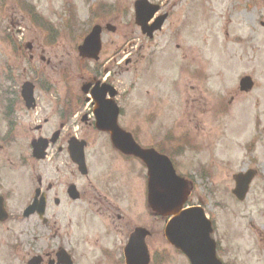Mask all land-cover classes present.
Listing matches in <instances>:
<instances>
[{
    "label": "rangeland",
    "instance_id": "obj_1",
    "mask_svg": "<svg viewBox=\"0 0 264 264\" xmlns=\"http://www.w3.org/2000/svg\"><path fill=\"white\" fill-rule=\"evenodd\" d=\"M20 1L0 0V93L6 92L9 86L14 60V56L10 60L5 37L19 40L21 35L17 30L21 29L24 35L30 36L29 40L32 38L33 66L43 76L38 81L42 88L38 92L39 103L48 105L50 93H44L48 88L75 86L81 92L80 87L86 80L108 73L112 83L128 96L125 116L128 115V125H135L140 102L151 105L162 95L165 102L159 105V130L169 127L168 139L177 141L187 137L191 140L189 144L194 142L204 149V154L197 152L194 156L192 147L177 146L176 155H185L174 157V162L194 185L193 205L200 204L215 223L212 237L217 243V257L223 264H264V181L255 178L242 202L231 193L235 174L251 167L264 171V28L260 26L264 22V0H182L171 10L172 16L158 35L154 54L145 58L152 45L140 50L138 39L124 53L130 46L125 45L123 38L131 32L134 38H140L134 24L136 0H26L29 6L26 11L17 5ZM22 16L26 18L21 23ZM9 21L15 22L13 29ZM27 23L33 26L32 30ZM95 24L103 27V55L97 63L81 60L76 51ZM106 25L115 31H106ZM44 27L47 28L39 29ZM188 51L193 53L188 58L194 61L193 66L202 65L209 71L212 106L207 112L198 111L197 120H201V125L195 124L193 129L187 122L192 121L190 116L169 95L173 73L186 70L188 59L182 55ZM42 56L50 59L47 66L41 63ZM126 57L130 59L129 65L122 61ZM243 76H250L254 81L255 87L249 94H238V82ZM33 78L36 83L34 74ZM218 90L225 92L223 97L228 104L221 116L217 115L212 101L213 93ZM174 120L176 124L172 123ZM171 129L175 130L174 136L170 134ZM96 138L98 141L94 142L95 137H90L91 146L86 152L94 175L106 172L108 167L121 166L108 146L107 137ZM23 144L19 142L16 149ZM198 161L200 164L196 165ZM123 165L122 172L128 173L131 184L137 165L129 162ZM164 226L162 220L161 257L153 264H189L167 244Z\"/></svg>",
    "mask_w": 264,
    "mask_h": 264
},
{
    "label": "flooded vegetation",
    "instance_id": "obj_2",
    "mask_svg": "<svg viewBox=\"0 0 264 264\" xmlns=\"http://www.w3.org/2000/svg\"><path fill=\"white\" fill-rule=\"evenodd\" d=\"M180 1L149 0L159 6L157 16L165 13V24L172 16L171 10ZM17 5L25 11L29 7L26 0ZM25 18L22 16L21 23ZM21 23L16 22V25ZM27 24L32 30L33 26ZM9 26L13 29L15 22L9 21ZM161 32L162 29L155 32L151 39L142 35L134 38V32H131L123 42L130 46L138 39L140 50L145 45H152L145 58L154 54ZM17 33L21 35L19 40L9 35L5 37L10 60L13 56L14 60L9 86L6 92L0 93V264L157 263L161 257L162 218L147 206L145 163L113 149L110 135L99 131L96 125L99 120L110 122L116 119L117 125L129 133L140 148L154 150L167 157L172 153L185 155H176L177 146L192 147L194 156L197 152L204 154V149L194 142L189 144L191 140L187 137L177 141L168 139L166 132L169 127L159 130V105L165 102L162 95L157 96L151 105L141 101L137 124L128 125V115L125 116L128 96L112 83L106 70L104 77L95 75L86 80L83 83L86 85L80 87L81 92L75 86L48 88L44 91L45 94L50 93L48 105L39 103L38 92L42 88L38 81L43 76L33 66L32 38L29 40L30 36L24 35L21 29ZM129 49L132 47L124 53ZM188 52L182 55L186 59L193 56L191 51ZM101 55L103 44L99 59ZM39 59L45 66L50 63V59L45 60L43 56ZM122 61L130 64L128 57ZM192 61V58L185 60V72L173 73L169 90L180 110L190 116L192 121L187 122L191 129L201 122L197 120L198 111L207 112L211 106L209 71L202 65L193 66ZM26 83L33 86L34 101L30 106L22 97ZM184 86L189 88L184 90ZM237 90L238 94L252 91L241 92L239 86ZM92 92L96 95L93 96ZM113 93L115 96L111 100L109 94ZM224 94L223 90L213 93L212 101L218 116L223 115L228 106ZM233 98L234 95L231 100ZM99 100H110L111 103L101 108ZM176 122L172 121L173 124ZM170 132L173 135L175 130ZM98 135L107 137L108 146L121 166H111L106 172L94 175L86 152L91 146L90 137H95L93 141L96 142ZM19 142L24 144L16 149ZM83 143L85 174L71 156ZM127 162L137 165L131 184L128 173L122 172L123 164ZM247 170H253L250 191L255 178L260 177L264 181V171L253 167ZM251 176L249 172L244 182ZM126 249L132 253L131 261L126 260ZM147 254L149 260L146 262Z\"/></svg>",
    "mask_w": 264,
    "mask_h": 264
},
{
    "label": "water",
    "instance_id": "obj_3",
    "mask_svg": "<svg viewBox=\"0 0 264 264\" xmlns=\"http://www.w3.org/2000/svg\"><path fill=\"white\" fill-rule=\"evenodd\" d=\"M151 7L146 0H137L134 3L136 25L148 37H151L155 30L160 29L165 20V16L160 17L155 25L148 27L147 23L157 11V8ZM262 26H264V23H262ZM106 29L114 32V28L109 25ZM100 34V26L92 28L82 45L78 47V53L81 58L97 59L100 50ZM249 81L248 78L243 79L241 86H247L246 88H248L250 86L248 85ZM32 87L31 84L26 83L23 88L24 92L22 96L29 105L33 101ZM87 87L89 88V85ZM91 94L93 96L96 95L95 92ZM113 96L114 93L110 94V97ZM109 103L111 102L99 100L98 106L106 108L109 106ZM98 123V128L109 131L113 143L124 150L125 153L132 154L147 162L149 170V206L162 217H171L164 230V236L168 243L185 255L190 264H222L216 258L215 243L210 238L212 232L211 224L205 218L203 210L201 208L182 210L189 192L186 184L175 176L169 163L162 157L149 156L135 145L132 146L128 142L126 144L121 136L122 133L116 128L114 122L107 125L102 120H99ZM72 157L83 169V149H80L76 154H72ZM83 172L85 171L83 170ZM243 182L244 179L239 178L237 180V188L234 191V194L239 199L243 198L247 191V187H242ZM126 255H130V253Z\"/></svg>",
    "mask_w": 264,
    "mask_h": 264
},
{
    "label": "trees",
    "instance_id": "obj_4",
    "mask_svg": "<svg viewBox=\"0 0 264 264\" xmlns=\"http://www.w3.org/2000/svg\"><path fill=\"white\" fill-rule=\"evenodd\" d=\"M43 21V20H42ZM36 23L42 25L43 22H41L40 20H35ZM45 24H47V22L44 21ZM47 27H44V28H39L40 30H45Z\"/></svg>",
    "mask_w": 264,
    "mask_h": 264
}]
</instances>
